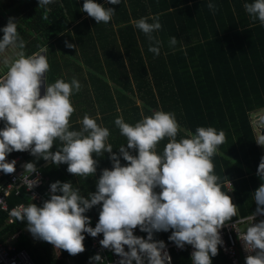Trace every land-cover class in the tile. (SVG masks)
Segmentation results:
<instances>
[{"label": "trees", "instance_id": "obj_1", "mask_svg": "<svg viewBox=\"0 0 264 264\" xmlns=\"http://www.w3.org/2000/svg\"><path fill=\"white\" fill-rule=\"evenodd\" d=\"M83 2L54 0L41 8L38 0H0V29L9 17L15 18L25 55L44 50L50 66L45 87L57 79L80 82V91L70 97L75 108L70 130H80L87 114L109 129L108 143L113 151L124 144L126 147V138L114 123L118 117L135 125L156 111L173 113L179 125L178 142L190 138L189 133L195 135L198 127L222 130L226 140L211 159L222 190L224 184H231L226 194L237 206L236 215L225 223L252 215L256 210L253 193L262 183L256 172L264 157L253 117L264 109V25L251 19L244 9V4L253 0H121L119 5L94 0L116 11L109 23L99 24L82 12ZM210 2L216 5L214 13L207 6ZM156 15L162 28L152 35L160 41L159 55L149 52L154 41L150 42L134 24L142 17ZM171 37L177 39L174 47L169 44ZM66 42L74 47H66ZM3 74L0 72V78ZM3 127L0 121V130ZM168 142V138L161 140L157 152L162 153ZM129 151L136 155L135 150ZM17 155L27 163L32 157L29 152H12L6 160ZM120 161L126 166L127 162ZM30 162L40 169L46 186L56 181L71 182L84 196L92 187L93 176L80 186L65 179V164L44 167L42 159ZM7 202L9 209L32 203L24 192L11 195ZM100 208L97 205L85 213L93 228ZM6 220L3 214L0 240L17 234V248L26 251L35 264H67V260L89 264L94 256L92 237L86 233L85 251L71 256L47 242L35 243L24 222L7 225ZM134 235L147 238L139 228ZM170 235L171 230L157 232L153 239L170 244ZM172 260L173 264H191L188 251L172 252ZM212 264L231 262L218 249ZM237 264H245V258L239 256Z\"/></svg>", "mask_w": 264, "mask_h": 264}, {"label": "clouds", "instance_id": "obj_2", "mask_svg": "<svg viewBox=\"0 0 264 264\" xmlns=\"http://www.w3.org/2000/svg\"><path fill=\"white\" fill-rule=\"evenodd\" d=\"M53 2L38 0V7L46 8ZM106 2L119 5L121 0ZM207 6L215 12L214 3ZM244 9L251 19L264 25V0L245 3ZM82 12L99 24L109 23L116 11L94 0H84ZM159 20L156 15L134 21L135 27L150 42L154 41L148 49L154 55L160 51V41L152 35L162 28ZM0 31L3 32L0 53L10 47L18 50L15 59L3 61L8 71L0 78V121L4 123L0 130V172L9 175L15 172L17 162L6 160L12 152H29L46 164H65L74 177L94 176L97 171L94 154L101 157L109 153L112 162L111 170H102L94 193L84 196L71 182H53L49 186V199L42 206L31 203L12 211L15 221L24 222L33 238L71 256L85 251L84 233L93 238L102 234L101 247L118 256V264H171L165 251L167 244L153 239V233L171 230L168 239L177 248L192 247L191 264H212L218 246L223 243L220 229L237 211L226 194L228 191L222 190L211 159L225 142V133L213 127H198L195 135L189 133L190 138L178 142L179 125L173 113L156 111L135 125L118 117L114 123L126 138V147L121 145L117 155L107 142L109 129L98 125L89 115H84L80 130H70L75 112L70 97L80 91V82L75 78L71 82L57 79L45 87L43 81L50 67L47 57L40 52L25 55L15 18L9 17ZM169 44L174 47L177 39L171 37ZM66 47L74 45L66 42ZM260 128L257 131L261 137ZM164 138L169 142L158 153L157 145ZM56 141L60 147L52 152ZM260 144H264V137ZM129 150H135L136 155ZM121 158L127 162L126 166L121 165ZM22 167L24 173L38 177L34 162ZM256 174L262 183L253 193L256 210L250 217L252 221L256 216H264V157ZM38 183V178L28 179L27 188L31 190ZM228 185L230 192L231 184ZM97 205L101 208L93 228L85 213ZM137 228L147 233L146 239L134 235ZM242 240L244 248L254 253L246 256L245 264H264V220L247 227ZM89 264H105V260L96 254Z\"/></svg>", "mask_w": 264, "mask_h": 264}, {"label": "built area", "instance_id": "obj_3", "mask_svg": "<svg viewBox=\"0 0 264 264\" xmlns=\"http://www.w3.org/2000/svg\"><path fill=\"white\" fill-rule=\"evenodd\" d=\"M12 160L17 162L15 165V172L10 175L0 172V219L1 216L5 214L7 216L5 224L7 225H12L14 223L15 218L11 213L13 210H18L19 208V206H17L9 209L7 200L11 195L19 196L21 192H24L29 196L32 203L39 205L49 199L50 192L49 186H46L47 180L43 178L39 168H37L39 171L38 177L36 174L29 176V174L24 173L22 166L26 161L22 159L21 155H17ZM37 178L39 180L38 185L29 190L27 188V180ZM224 187L226 191L229 192L230 186L224 184ZM157 190L159 192V189ZM250 217L251 215L243 218L237 217V219L225 223L220 229V236L223 243L221 246H218V249L230 259L231 264H237L239 256L246 258L247 255L254 254L252 250L244 248L242 237L247 227L251 224L260 222L264 216H256L253 221ZM102 238V234L95 238L92 237L91 247L93 254H100L102 259L105 260V264H118L120 258L111 250L101 247L99 241ZM17 241V234L8 237L6 240H0V264H35L26 251L17 248ZM165 246V251H167L171 257V264H173L172 252L188 251V256L191 260V253L193 251L191 246L185 245L183 249L177 248L174 243ZM125 251H127V248H125Z\"/></svg>", "mask_w": 264, "mask_h": 264}, {"label": "crops", "instance_id": "obj_4", "mask_svg": "<svg viewBox=\"0 0 264 264\" xmlns=\"http://www.w3.org/2000/svg\"><path fill=\"white\" fill-rule=\"evenodd\" d=\"M7 50H10L9 48L7 49ZM14 51H15V53H16V49H14ZM40 53L42 52L43 53V55H44V52L43 51H39ZM38 53V52H37ZM2 54V53H1ZM0 54V58H2L1 55ZM5 67V66H4ZM4 68L2 69V70H0V72H2V73H4L3 74V76L1 77V78H3L5 75H6V73H7V71H8V68H6V70H4ZM43 84H44V86H45V78H44V81H43ZM42 92H43V90H42ZM73 116V115H72ZM70 125H71V127L70 128H72L73 126H74V120H73V118L71 117V119H70ZM108 140H109V138H108ZM108 142V141H107ZM60 147V142L59 141H56L55 142V145L53 146V148L51 149V151L52 152H55L56 150H57V148H59ZM117 150V151H116ZM116 150L115 151H113V153H115V152H117V154H118V148H116ZM111 154H109V153H105L103 156H101V157H97V156H95V154H94V156H93V158L94 159H96L97 160V171H96V173L94 174V176H93V180H91V177H90V179H88V181H87V178H84V177H74V176H72L71 174H69L67 171H66V173H64V178L65 179H69V180H71L72 182H74L75 184H77V186H80L82 183H84V182H89L90 180V182L92 183V187L87 191V193H86V195L88 194V193H94L95 191H96V181L99 179V176H100V174H101V172H102V170L103 169H109V170H111V167H112V162L110 161V159H109V156H110ZM36 158L35 157H31L30 158V160H29V162L30 161H32V160H35ZM121 162V161H120ZM26 164V163H25ZM50 163H48V164H46V162H44L43 163V165L42 166H47V165H49ZM67 166V165H66ZM64 171H65V169H64ZM80 188V187H79ZM28 236L29 237H31V239L35 242V243H39L41 240H38V239H35V238H33V236L28 232ZM67 264H72V262L70 261V260H67Z\"/></svg>", "mask_w": 264, "mask_h": 264}, {"label": "rangeland", "instance_id": "obj_5", "mask_svg": "<svg viewBox=\"0 0 264 264\" xmlns=\"http://www.w3.org/2000/svg\"><path fill=\"white\" fill-rule=\"evenodd\" d=\"M9 49L10 50H6L4 53L1 54L2 58H0V70H2L4 68L5 64H4L3 61L5 59H10L11 60V59H15L16 58L14 49H12L11 47ZM42 90H43V88H42ZM42 90H41V94H43ZM253 117H254V122H255L254 124L257 125L256 127L254 126L255 130H256V133H257L256 137H258V144H259V146L261 148V151H262V154L264 156V144H260V140H261L262 137H260L259 131H257V129H256L257 127H261V128L264 129V109L261 110V111H258L256 114H254ZM25 163H27V162H25ZM156 191L158 192V190H156Z\"/></svg>", "mask_w": 264, "mask_h": 264}, {"label": "water", "instance_id": "obj_6", "mask_svg": "<svg viewBox=\"0 0 264 264\" xmlns=\"http://www.w3.org/2000/svg\"><path fill=\"white\" fill-rule=\"evenodd\" d=\"M41 54L43 55V53L41 52ZM260 133H261V137H264V129L260 128Z\"/></svg>", "mask_w": 264, "mask_h": 264}]
</instances>
